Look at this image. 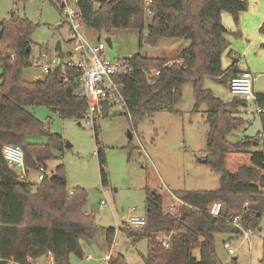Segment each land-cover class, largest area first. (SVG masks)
<instances>
[{
	"label": "trees",
	"instance_id": "1",
	"mask_svg": "<svg viewBox=\"0 0 264 264\" xmlns=\"http://www.w3.org/2000/svg\"><path fill=\"white\" fill-rule=\"evenodd\" d=\"M248 6L243 0H153L150 4L146 0H102L97 4L82 0L78 3L80 25L88 29L110 34L119 29H137L141 33V47L144 40L151 47H156L162 39L182 42L172 64L143 54L124 60L132 72L114 78L129 109L124 116L135 122L159 112L174 113L188 82L194 85L196 111L201 101L210 107L204 163L221 175L220 187L215 191L185 194L181 200L190 207H181L175 215L165 214L160 195L147 193V226L126 232L133 243L147 240L145 264H218L214 259L216 235L239 234L233 225L236 218L247 230L258 227L264 209V149L250 150L255 141L251 138L235 145L227 141V135L244 125L241 115L248 104L236 98L225 103L202 84L205 77L227 84L224 77L229 73L231 77L240 74L235 66L227 71L222 66L223 54L228 49V31L223 26L222 14L229 13L237 20ZM147 12L151 23L145 37ZM33 32V24L15 13L10 20L0 23V264H30L29 260L36 262L48 255L54 264H72V256L78 260L85 257L81 242L92 243L99 232L94 218L85 210L89 202L86 192L76 190L69 194L62 164L37 186L27 179L31 171L41 168L46 171L47 163L56 158L55 152L65 150L62 136L48 133L34 109L45 107L62 120H80L86 103L76 94L81 77L76 70L57 71L34 82L23 79V70L31 67ZM260 32L264 33V23ZM152 71H158L159 75ZM257 105L262 109L264 141V94H257ZM93 130L99 145L98 126ZM34 133L47 136L48 143L29 142L28 137ZM8 145L19 146L24 153L25 180L21 179L23 173L4 157ZM98 157L102 185L106 187L101 151ZM218 202L223 211L219 217H212L209 210ZM105 232L111 245L116 230ZM164 242L168 248L163 246ZM108 264L127 263L124 256L118 255L111 256Z\"/></svg>",
	"mask_w": 264,
	"mask_h": 264
},
{
	"label": "rangeland",
	"instance_id": "2",
	"mask_svg": "<svg viewBox=\"0 0 264 264\" xmlns=\"http://www.w3.org/2000/svg\"><path fill=\"white\" fill-rule=\"evenodd\" d=\"M93 1L97 4L102 0ZM243 1L248 2V10L240 13L237 20L226 13L227 26H223L228 31V49L223 54L222 66L224 71L231 66L241 72L251 71L255 77V93L264 94V33L260 32L264 23V0ZM70 8L76 9L74 2H71ZM12 13L27 18L34 26L31 60L38 58L42 49L55 51L58 42L62 46L60 52L65 57L70 54L77 56L70 42L71 21L57 0H0V23L10 20ZM150 23L151 17L147 12L143 30L145 37ZM79 31L93 43L99 40L104 42L105 56L112 62L143 54L165 59L168 64H172L182 44L180 40L162 39L156 47H151L144 40L141 47V33L137 29H119L110 34L81 26ZM108 39L112 41V48L107 44ZM1 75L0 66V80ZM231 76L229 73L224 77L227 84L217 78L205 77L203 88L225 103L234 101L228 86ZM22 77L34 82L45 79L46 75L42 69L31 66L23 70ZM182 94V100L174 113L159 112L135 122L124 116V112L107 113L105 118L96 123L99 145L93 128L83 118L62 120L45 107L34 109L48 133L60 135L65 141V150L55 152L56 158L47 163L46 176L51 177L62 164L69 194L76 190L86 192L89 202L85 210L94 218L99 229L92 243L81 242L84 259L78 260L72 256V264H106L109 255L112 258L122 255L127 264H145L148 242L144 239L133 243L126 232L138 230L129 227L125 221L132 216H146L147 193L160 195L164 201V211L175 215L181 208L179 205L175 211L172 208L174 202H178L177 198L181 199L190 192L219 189L221 175L204 163L207 156L209 104L201 101L196 111L198 101L192 82L184 85ZM247 111V114L241 115L244 125L227 135V141L235 145L251 138L255 141L250 150L261 151L264 141L255 103H248ZM28 140L37 144L48 143L47 136L39 133L31 134ZM99 151L107 174L106 187L101 181ZM39 176V171H31L27 180L38 185L41 182ZM97 201H104L105 205L92 210V205ZM132 209L136 211L132 212ZM108 229L116 230L111 245L106 238L105 231ZM254 231L251 245L242 232L216 235L215 261L218 264H264V209ZM231 250L234 254L230 253ZM31 262L54 264L50 255Z\"/></svg>",
	"mask_w": 264,
	"mask_h": 264
},
{
	"label": "built area",
	"instance_id": "3",
	"mask_svg": "<svg viewBox=\"0 0 264 264\" xmlns=\"http://www.w3.org/2000/svg\"><path fill=\"white\" fill-rule=\"evenodd\" d=\"M59 7L67 12V17L71 21V34L70 40L75 54L65 57L60 51H43L40 52L38 58L31 60V66L40 68L46 76L54 74L57 71L76 70L80 72V87L77 91V95L84 99L86 103V111L83 113L82 118L86 121V124L93 129L96 126L98 120L105 118V115L110 114L112 111H120L129 113V109L126 103L120 87L115 82V77L128 75L132 72L130 65L124 60H118L112 62L105 56L106 44L99 40L98 42H92L80 33V11L78 9V3L82 0H57ZM92 1V0H91ZM153 0H146L147 3H152ZM71 2H74L76 9L70 8ZM63 75L65 80L68 81L66 72ZM152 74L159 75L158 71H152ZM255 77L250 71L242 72L230 78L228 82L229 90L234 98L245 101L248 103H255L257 112L260 116L262 109L257 105V94L254 91ZM248 111L246 109L245 114ZM4 157L9 165L17 168L22 173L25 170L24 153L19 146L8 145L4 148ZM39 179L42 182L45 177L44 168L40 169ZM21 173V174H22ZM21 179L25 180L24 173L21 175ZM40 184V183H39ZM38 184V185H39ZM37 186V185H35ZM72 194V192H71ZM179 202L172 205V208L177 210V206L190 207L183 200L178 199ZM105 202L101 201V206H104ZM135 212V209L131 210ZM223 211L221 203H215L209 210L212 217H219ZM165 214H169L165 212ZM125 223L133 229H142L147 226V218L132 216L126 219ZM233 225L243 233L246 240L251 245V236L255 234L253 230H247L242 227L240 219L236 218ZM163 246L168 248L167 242H164ZM234 254V251H230ZM106 259L108 264L110 257ZM92 259V257H88ZM32 260H29L31 263Z\"/></svg>",
	"mask_w": 264,
	"mask_h": 264
},
{
	"label": "water",
	"instance_id": "4",
	"mask_svg": "<svg viewBox=\"0 0 264 264\" xmlns=\"http://www.w3.org/2000/svg\"><path fill=\"white\" fill-rule=\"evenodd\" d=\"M107 44H108L109 47L112 48V41H111V39H108V40H107ZM61 48H62L61 43L58 42V44L56 45L55 50H57V51H61ZM130 138H132L131 135H130ZM69 147H70V146L67 144V148H69ZM100 205H101V201H97V202H95V203L92 205V210H98V209L100 208Z\"/></svg>",
	"mask_w": 264,
	"mask_h": 264
},
{
	"label": "crops",
	"instance_id": "5",
	"mask_svg": "<svg viewBox=\"0 0 264 264\" xmlns=\"http://www.w3.org/2000/svg\"><path fill=\"white\" fill-rule=\"evenodd\" d=\"M226 15H227L226 13H223V14H222V22H223V24H224L225 26H227V25H226ZM180 46H181V45H180ZM250 72H251V71H250ZM240 73H242V72L240 71ZM31 263H32V262H31ZM31 263H30V264H31Z\"/></svg>",
	"mask_w": 264,
	"mask_h": 264
}]
</instances>
